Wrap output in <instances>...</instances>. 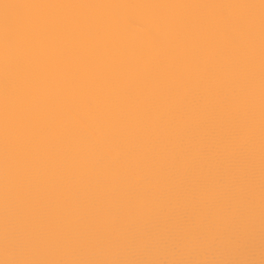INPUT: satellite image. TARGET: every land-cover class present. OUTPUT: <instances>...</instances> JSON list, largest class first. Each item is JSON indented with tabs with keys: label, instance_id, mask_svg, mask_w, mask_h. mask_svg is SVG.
<instances>
[{
	"label": "snow or ice",
	"instance_id": "1",
	"mask_svg": "<svg viewBox=\"0 0 264 264\" xmlns=\"http://www.w3.org/2000/svg\"><path fill=\"white\" fill-rule=\"evenodd\" d=\"M0 264H264V0H0Z\"/></svg>",
	"mask_w": 264,
	"mask_h": 264
},
{
	"label": "bare ground",
	"instance_id": "2",
	"mask_svg": "<svg viewBox=\"0 0 264 264\" xmlns=\"http://www.w3.org/2000/svg\"><path fill=\"white\" fill-rule=\"evenodd\" d=\"M70 2H80V0H70ZM106 2H120V3H147V2H180V0H106ZM184 2H189V0H184ZM127 16L140 18L142 13L136 9H129L126 12Z\"/></svg>",
	"mask_w": 264,
	"mask_h": 264
}]
</instances>
